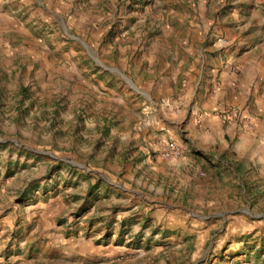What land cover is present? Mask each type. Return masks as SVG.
I'll list each match as a JSON object with an SVG mask.
<instances>
[{"label": "rangeland", "instance_id": "obj_1", "mask_svg": "<svg viewBox=\"0 0 264 264\" xmlns=\"http://www.w3.org/2000/svg\"><path fill=\"white\" fill-rule=\"evenodd\" d=\"M262 19L264 0H0V264H264V171L206 166L188 125L193 59Z\"/></svg>", "mask_w": 264, "mask_h": 264}, {"label": "crops", "instance_id": "obj_2", "mask_svg": "<svg viewBox=\"0 0 264 264\" xmlns=\"http://www.w3.org/2000/svg\"><path fill=\"white\" fill-rule=\"evenodd\" d=\"M258 28L263 31L253 34L255 43L241 52L218 53L211 63L200 60L199 54L193 59L198 93L188 112V125L194 128L197 142L192 151L201 152L197 158L206 166L252 165L264 171L263 19ZM177 117L183 119L184 113Z\"/></svg>", "mask_w": 264, "mask_h": 264}, {"label": "water", "instance_id": "obj_3", "mask_svg": "<svg viewBox=\"0 0 264 264\" xmlns=\"http://www.w3.org/2000/svg\"><path fill=\"white\" fill-rule=\"evenodd\" d=\"M122 76V75H121ZM130 85H131V83H130V81L129 80H127L124 76H122Z\"/></svg>", "mask_w": 264, "mask_h": 264}]
</instances>
